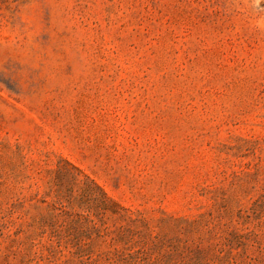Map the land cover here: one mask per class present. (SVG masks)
I'll use <instances>...</instances> for the list:
<instances>
[{
  "label": "rangeland",
  "instance_id": "1",
  "mask_svg": "<svg viewBox=\"0 0 264 264\" xmlns=\"http://www.w3.org/2000/svg\"><path fill=\"white\" fill-rule=\"evenodd\" d=\"M0 264H264V0H0Z\"/></svg>",
  "mask_w": 264,
  "mask_h": 264
}]
</instances>
